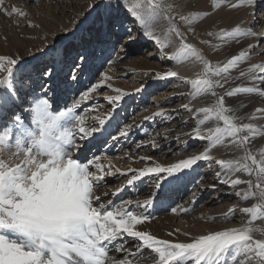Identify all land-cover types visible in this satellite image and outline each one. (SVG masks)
Here are the masks:
<instances>
[{
	"label": "snow or ice",
	"instance_id": "obj_1",
	"mask_svg": "<svg viewBox=\"0 0 264 264\" xmlns=\"http://www.w3.org/2000/svg\"><path fill=\"white\" fill-rule=\"evenodd\" d=\"M245 2L248 7L254 4V0ZM4 5L5 0H0V12L8 18H15L16 27H39L21 8ZM101 6L116 13L125 9L139 23L143 35L152 39L159 48L172 46L173 36L178 38L185 57H192L204 65L203 72L190 81L194 89L193 97L209 92L217 96L215 89L223 88L230 79L226 74L248 59L249 54L241 51L222 67H213L195 47L183 43L186 37L177 26V22L196 23L201 19L199 14H193L190 18L169 0H115V5L111 0L106 4L100 0L91 8L95 11ZM240 6L232 5L233 8ZM213 7L220 5L213 3ZM109 17L115 29L119 16L109 13ZM160 25H166L167 43L155 34V28ZM132 31L126 28V39L121 37L116 41L117 44L123 41L125 52L135 42ZM208 34L212 35L211 32ZM256 36L264 41V32L258 34L236 26L230 31L221 30L219 39L238 41L242 37ZM249 47L254 49L256 45ZM72 66L75 67V61ZM47 68L48 65H44L38 74L51 79L55 69L49 72ZM25 71L19 55L0 54V119L7 114L4 110L12 113L11 126L0 129V264H147L149 259L153 264H264V238L253 235L254 232H264V229L232 227L196 236L189 242H173L137 227L152 219L147 209L153 205L154 199L164 194L166 186L179 182L199 162L213 161L219 167L215 177L220 183L234 190L246 185L245 189L234 192L236 197L243 201L250 198L259 201L252 207L239 208V212L250 214L253 221L264 220V152L258 156L249 147L261 133L252 123L237 122L255 120L257 114L264 119V108H257L250 116L238 117L235 115L236 109L227 107L225 97L220 95L213 107L196 109L197 114H203V119L198 120L194 128L195 138L207 142V150L168 166L157 163L139 170L129 169L132 175L127 178V186H133L135 182L150 176L155 182V191L150 193L152 198L143 202L136 201L134 204L132 200H123L116 205L96 195L105 186L106 176L114 174L111 167L105 171L98 162V156L83 163L78 155H73V151L78 153L82 150L77 136L80 140L93 139L106 122L99 119L101 127L86 128L85 117L77 111L82 102L90 100L92 93L105 87L119 93L108 97L112 103H118L124 93L107 83L112 77L105 74L64 111L53 112L48 99L33 95L29 113L31 123L36 128H31L24 123V117L15 114L16 107L22 103L16 81L31 78L23 75ZM156 75L160 79L175 78L177 72ZM240 76H247L253 86L235 87L226 92L227 97L242 93L264 96V90L257 86L264 84V64L253 65L248 73L240 72ZM76 79L77 76L73 75L72 80ZM184 108L192 111L187 104ZM209 120H215L218 126L202 131L200 125ZM219 122H222V127ZM130 128L128 126L123 131L118 128L119 137L127 138ZM112 138L117 139L116 136ZM225 140L242 151L243 155L234 159H215L210 155L212 149L222 145ZM150 146L155 148L158 145L153 141ZM13 148L14 152L11 151ZM6 151L11 152L7 158L4 157ZM140 160L150 162L152 157L144 156ZM90 166H94L95 171ZM115 174L126 176L118 167ZM239 174H246L248 178L241 179ZM212 187L215 188V184ZM117 191H123V188ZM171 211L176 213L177 208L173 207ZM180 211L187 213L190 210L180 208ZM232 215L233 210H229L221 222L229 220Z\"/></svg>",
	"mask_w": 264,
	"mask_h": 264
},
{
	"label": "rangeland",
	"instance_id": "obj_2",
	"mask_svg": "<svg viewBox=\"0 0 264 264\" xmlns=\"http://www.w3.org/2000/svg\"><path fill=\"white\" fill-rule=\"evenodd\" d=\"M11 2L10 0H5L4 6H15L16 3ZM98 2L100 0H71L69 3H73L71 8L74 7L75 11V15H71L69 8H64L63 0H29L28 5L22 4L23 2L21 3L20 0L15 7L19 6L21 10L29 14L33 22L39 24V27L35 29L24 26L18 28L16 27L15 18H8L0 12V54L13 53L11 50L18 47L15 55L20 56L21 63L26 69L23 75L31 77L30 79L26 78L22 81L18 79L16 81L15 86L19 90L22 103H19L16 107L15 114L20 111L19 107L21 105L31 107L30 101L29 104L24 103L25 101L28 102L27 96L38 95V97L47 99V95L39 94L43 93L48 87V84L46 85L47 78L38 74V70L43 68L44 65H48L47 71H49L54 68L53 66L57 65L58 60H61L63 72L58 81L67 83L69 79H72L74 72L87 62L89 69L94 72L93 78L88 81V84L77 87L74 82L70 81L69 83H72V85L70 90L65 93L64 102L58 106L52 105L53 112L64 111L67 107H71L81 97L83 92L88 90L91 84L97 83L96 80L99 82L105 74L112 77L107 83H111L113 88L121 89V92L124 93L123 96L127 100L124 104L122 99L120 100L121 102L116 103L119 109L118 115L116 114L115 117L118 121L116 122V119L110 120L112 127L106 130V136L103 135L98 141L94 137L93 139L95 140L90 139V142H88L89 139L80 140V137L77 136V141L82 145V149H85L90 144L87 148L88 151L83 153V155L80 151L78 153L76 150L73 151V155H78L81 162L87 163L88 160H95L98 156L100 158L98 162L103 165L106 169L105 171L108 170V166L115 167V162L129 165L131 156L135 157L145 149L150 151L153 148L150 146L153 141L158 146L154 148V151L149 152L152 161H141L140 157L137 156L135 159L139 161V164L147 162L151 165L159 163L168 166L207 150V142L195 138L194 133L197 121L203 119V114H197L196 112L197 108L192 102L194 93V89L190 84L192 80L188 79L187 75L195 73L197 69L176 70L169 57H164L163 59L160 56L159 50L162 48H159L152 39L144 36V42L140 43L139 36L136 35L137 21L125 9H121L119 13H116L112 9H105L101 6L93 11L91 6ZM103 2L106 4L109 0H103ZM111 2L115 5V0H111ZM169 2L176 5L182 14L188 15L190 18L193 14H199L201 19L196 23L189 25L177 22V26L186 37L183 43L196 47L203 55V58L213 67H222L227 63L228 59L234 54L238 55L241 51L249 54L247 60L241 61L226 74L230 77L228 83L223 88L215 89L217 96L223 95L225 97V105L236 109L235 115L238 117L250 116L255 113L257 108H264V96L260 95L257 103L248 105L245 111L235 107L236 100L243 101L245 98L256 96L258 93H242L233 97L226 96V92L237 81L244 80L246 86L243 87L253 86V82L247 76L241 77L240 72L248 73V70L253 65L264 64V41H261L258 36L242 37L238 41H222L219 39L220 31L232 30L228 27L230 26L231 28L232 24L235 23H239V27L243 29H251L256 33L263 29L264 0H254V4L251 7L247 6L245 0H169ZM213 3L219 4L220 7L214 8ZM237 4L241 6L232 7V5ZM92 13H95L94 16L83 27L84 22H86L84 20L85 16ZM109 13L112 16H119V24H117L115 29L112 28L113 21L110 20ZM206 13L207 16H205ZM21 24L23 25V21H21ZM159 27L163 29L162 41H164L166 25H160ZM126 28L133 30L132 35L135 38V42L129 45L125 52L122 47L123 41L120 44H117L116 41L121 37L126 39ZM209 32L212 35H209ZM41 33H43L45 38H48L49 42L47 40L43 41L44 44L35 42ZM60 37L65 41V46L60 56L57 57L55 52L49 50V46ZM90 37L91 43L87 46L84 43H89ZM75 42H78V44ZM136 43L138 49L134 48ZM22 44L25 45L24 49H21ZM172 44L176 45L174 49L182 51V42L178 38L173 36ZM249 45H256V47L253 49ZM76 48L78 52H76ZM41 50L47 53L43 56H38L45 53L41 52ZM83 53L89 54L86 62L81 64ZM161 59L163 61H160ZM31 61H36L34 62L36 64L34 68H29ZM73 61H75V67L72 66ZM203 68L204 65L201 66V69H198L197 77L203 72ZM168 71H176L177 77L160 79L156 75L157 73L163 74ZM81 75L79 79L81 77L85 78V74L82 73ZM197 77L191 79L194 80ZM36 79L39 81L38 84L34 82L35 84L31 85ZM257 86L264 90V84H258ZM32 87L34 90H32ZM45 92L47 93L48 91ZM98 92L92 93V98L82 102L81 107L77 109L79 114L85 117L84 126L86 128L101 127L99 119L108 118L114 109L112 102H108V97H114L119 94L107 87ZM217 96H214V105ZM185 104L192 111L186 110L184 108ZM4 112L7 114L0 119V129H3L6 125L11 126V118H8V115L12 113L7 110H4ZM157 113H162V115H156ZM143 114L148 115L145 121L147 127L144 136L137 133L134 137L128 134L127 138H120L117 129L119 128L120 131L125 130L124 125L128 124V120H132V122L134 120V123L137 124V116ZM28 116L30 117L29 112ZM29 117L28 120L30 119ZM118 118L121 119L119 120ZM256 118H260L259 114L256 115ZM250 121L244 119L237 122L251 123ZM24 123L26 124L27 121H24ZM260 123L264 124V119ZM26 125L36 128V125L29 123V121ZM216 126L218 124L215 120L212 123L209 120L205 121V124L200 125V128L202 131H206L208 128H215ZM219 126H223L222 122H219ZM103 127L101 130L104 129ZM133 129L135 128L133 127L131 130L134 131ZM258 130L262 131V129ZM113 136H116L117 139H113ZM249 147L254 154L259 156V153L264 150V134L254 138ZM233 150H237V148L225 140L222 145L213 148L210 155L215 159H234L243 155V152L239 150L238 154L231 156V153H233L231 151ZM11 151L14 152L15 149L13 148ZM10 155L11 152H4L5 158ZM106 162L108 163L106 164ZM209 163H211V167ZM218 170L219 167L214 164V161L199 162L194 167V170L186 173L179 182L166 186V191L162 196L154 199L152 207L157 213L156 217L162 216L165 218L166 215L172 221L167 222L169 225H166L167 223L157 224L151 233L160 239H168L173 242H189L191 238L196 236L225 228L253 227L264 229V220L253 221L250 214H244L238 210L243 207H252L259 201L253 198L243 201L242 198L236 197L234 192L245 189L246 185H240L234 190L228 185L220 183L215 177V171ZM239 178L247 179L248 177L246 174H239ZM109 179L106 180L104 187L111 191L127 181V176L120 178V176L114 177L112 175ZM141 182V185L137 186L136 184L134 186L136 191L133 192V195L134 200L143 202L152 198L150 193L155 191V182L150 176L142 178ZM213 184H215V188L212 187ZM98 191H101V189ZM193 193H196L195 197ZM124 198L122 197L118 200L123 201ZM101 199L108 201L113 198L110 196L104 198L102 196ZM173 207L177 208L176 213L171 211ZM180 208H187L190 211L183 213ZM229 210H233L232 217L225 222H221ZM171 223L172 225H170ZM170 232L173 235H168ZM183 233L188 235L185 236ZM253 235L256 238H264V232H254ZM147 264H153L152 260L149 259Z\"/></svg>",
	"mask_w": 264,
	"mask_h": 264
},
{
	"label": "bare ground",
	"instance_id": "obj_3",
	"mask_svg": "<svg viewBox=\"0 0 264 264\" xmlns=\"http://www.w3.org/2000/svg\"><path fill=\"white\" fill-rule=\"evenodd\" d=\"M14 2V3H16V4H18V2L20 1V0H10V2ZM28 1L29 0H21V3L22 4H27L28 3ZM64 1V4H63V6H64V8H69V13L71 14V15H75V11H74V7L73 8H71V5L74 3H72V4H70L69 2H71V0H63ZM7 2H9V1H7ZM11 2V3H12ZM131 2V1H130ZM20 3V4H21ZM16 4H15V6H16ZM28 5V4H27ZM25 6V5H24ZM24 6H21V7H24ZM17 7H19V6H17ZM27 7V6H26ZM22 9H26V8H22ZM28 9V8H27ZM94 14L95 13H92V14H88L87 16H85V18H84V20L86 21V22H84V24H83V27L84 26H86L87 25V23H88V21L91 19V17L92 16H94ZM95 19H97V18H95ZM94 19V20H95ZM224 24V23H223ZM236 26H239V23H235V24H232V26H231V28H230V26L228 27L229 29H233L234 27H236ZM225 28V27H224ZM227 28V30H229ZM162 28L161 27H156L155 28V34L156 35H158L160 38H161V40L163 39V36H162ZM261 32H264V28L263 29H260L259 31H258V34L259 33H261ZM136 35L137 36H139V40H140V43H142V42H144L143 41V39H144V35H143V32H142V30H141V27H140V25H139V23L138 22H136ZM88 36V35H87ZM48 38H45L44 37V35H43V33H41V34H39L38 35V39H36V43L37 42H39V43H43L44 44V40H47ZM47 42H49V40H47ZM164 42L166 43L167 41H165L164 40ZM76 43V42H75ZM74 43V44H75ZM80 43V42H79ZM90 43H91V37H90V39H89V43H84V44H86L87 46L88 45H90ZM73 44V45H74ZM76 44H78V42L76 43ZM24 44H22L21 45V49H24ZM64 46H65V41L64 40H62V38L60 37V38H58L53 44H50V46H49V50L51 51V52H55L56 53V56L57 57H59L60 56V54H61V52H62V50L64 49ZM138 45H137V43L135 44V46H134V48H136V49H138V47H137ZM174 46H176V45H174V44H172V46H169V47H164V48H162V49H160L159 50V54H160V56H162L163 57V59H164V57H169L170 58V60H172V63H173V66L175 67V69L176 70H180V69H191V70H194V69H197L196 71H195V73H190V74H188L187 76L189 77L188 79H190V80H193V79H191V78H195V77H197L196 75L198 74V69L200 68L201 69V66L203 65V63L201 62V61H198V60H196V59H194V58H192V57H185V54H184V52L183 51H177L176 49H174ZM18 48V47H17ZM17 48H13L12 50H11V52H13V54H15V52H16V50H17ZM44 48V47H43ZM42 48V49H43ZM196 48V47H195ZM89 49V48H88ZM87 49V50H88ZM197 49V48H196ZM166 52V54H164L165 52ZM41 52H45V53H43V54H39L38 56H43V55H45L47 52L46 51H44V50H41ZM76 52H78V50H77V48H76ZM82 53V52H81ZM89 53H83V56H82V60H81V64L82 63H84V62H86V60H87V55H88ZM200 54H201V52H200ZM202 55V54H201ZM161 57V58H162ZM202 57H203V55H202ZM86 58V59H85ZM31 60V59H30ZM160 61H163L162 59L160 60ZM34 62H36V61H31V65L29 66V68H31V67H35L36 66V64H34ZM56 64V63H55ZM54 67V69H55V75L53 76V78H48L47 76H45L46 78H47V83H46V85L48 86L46 89H45V91H48L47 92V99L49 100V102L53 105V106H58L60 103H62V102H64V98H65V93H66V91H68V90H70V88H71V85H72V83L74 82L75 83V86L77 87V86H82V85H86V83L88 84V81L90 80V79H92L93 78V74H94V72H92L91 71V69H89V65H88V63L86 62L85 64H84V66L83 67H81V68H79L78 70H76V72H74V75L75 76H77V79L76 80H72V79H69L68 80V82L67 83H64V82H60V81H58L59 80V78H60V76H61V74H62V72H63V69L61 68V60H58L57 61V65L56 66H53ZM96 67H98V66H96ZM61 68V69H60ZM53 71V68H51V70H49V72H52ZM85 74V78L84 77H81V79H79L80 78V76H82L81 74ZM186 76V77H187ZM185 77V78H186ZM33 80V79H32ZM72 82V83H69V82ZM37 83L38 84V80L36 79V80H34L33 82H32V84L31 85H33V83ZM96 82H98L97 80H96ZM34 83V84H35ZM109 83V82H108ZM243 86H246V84L244 83V80H240V81H237V83H234V85H233V87L231 86V89H233V88H235V87H243ZM230 89V90H231ZM32 90H34V88L32 87ZM43 92V93H39V94H44V93H46V92ZM99 94H100V92H98ZM37 94H38V92H37ZM59 94V96H57ZM109 95V94H108ZM111 95V94H110ZM38 96V95H37ZM43 96V95H42ZM77 96V95H76ZM103 96H104V94H103ZM250 96V95H249ZM28 98H27V100H28V102H24L25 104H29L31 101H32V97L31 96H27ZM128 97V96H127ZM259 94H257L256 96H250V97H248L245 101L243 100H236L235 102V104H236V108L238 107L240 110H243V111H245V108L248 106V105H253V104H255V103H257V101L259 100ZM80 99V98H79ZM78 99V100H79ZM213 99H214V96L209 92V93H205V94H201V95H199V96H195V97H193L192 98V102H193V104L196 106V108L197 109H199V108H201V107H213ZM127 100V98H125V96H122V102H123V104L125 103V101ZM30 101V102H29ZM108 102H110V101H108ZM121 102V101H120ZM113 105H114V109L112 110V114H111V116H108V118H106L105 119V125H104V129L103 130H101L99 133H96L95 134V139L97 138V141H98V139H101L102 137H103V135H105L106 136V130H108L110 127H112L111 126V123L112 122H110V120L111 119H116V122L118 121L117 120V118L115 117V115L117 114L118 115V105L116 104V103H112ZM145 108V107H144ZM143 108V109H144ZM19 109H20V111L19 112H17L16 114H19V115H21L22 117H24V121H27V123L26 124H28V121H29V123H31L30 122V119L28 120V112H29V107L27 106V105H21L20 107H19ZM238 112V111H237ZM152 114V113H151ZM151 114H149V115H151ZM140 115V114H139ZM12 117V114L11 115H8V118H11ZM138 118H136V120L138 119V123L137 124H135L134 123V120H133V122H132V120H128V124L127 125H124V128L126 129V128H128V126H131V128H130V130H129V132H128V134H130V136L132 135V137H134L137 133L139 134V135H141V136H144V133H145V131H146V124H145V121L147 120V119H145V117H148V115L147 114H143V115H141V116H137ZM258 117V116H257ZM30 118V117H29ZM119 120L121 119V118H118ZM247 120V119H246ZM3 121V120H2ZM212 121H214V120H210V123H212ZM248 121H250L249 119H248ZM260 121H262V119L261 118H256L255 120H251L250 122L257 128V129H262V131H260V133H262L261 135H263L264 134V124L262 123H260ZM135 128V129H133L134 131H132L131 129L132 128ZM95 139H93V140H95ZM104 139V138H103ZM91 140H88V142H90ZM144 141V140H143ZM145 141H146V139H145ZM94 142V141H93ZM97 144V143H96ZM90 145V144H89ZM89 145H87L86 147H85V149H82L80 152H81V154L83 155V153H85V152H87L88 150H87V148L89 147ZM100 146V145H99ZM92 148V147H91ZM228 149H229V147H228ZM152 151H154V148H152V149H150V151H147V149H145V150H143V152L141 153V154H138V155H136L135 157H133V156H131V158H130V160H131V163H129V165H126L125 163H123V165L122 164H117V162H115V167L114 166H108V169H109V167H111V169H112V171H113V175H114V177H116V176H120L119 174H115V168H120L121 169V171L122 172H124V173H126V176H127V178H131V175H132V173L131 172H129L128 170L129 169H135V170H139V169H142V168H144V167H149V166H154V164L153 165H151L150 163H147V162H145V163H142V164H139L138 162V160L136 161V157L138 156V157H144V156H149L150 154H149V152H152ZM229 152V151H228ZM231 152H233V153H231V156H234L235 154H238L239 153V149H237V150H233V151H231ZM263 152H264V150H263ZM230 153V152H229ZM229 153H227V154H229ZM224 156H226L225 154H223ZM227 158H229V157H227ZM161 161V160H160ZM159 161V162H160ZM163 161V160H162ZM108 162H106V164H107ZM161 163V162H160ZM163 165V164H162ZM90 169L91 170H93V171H95V168H94V166H90ZM104 170H106L105 168H104ZM112 177V175H110V176H106V180H110L109 178H111ZM120 178H123V177H121L120 176ZM142 180V179H141ZM141 180L140 181H137V182H135V184L133 185V186H127V181H125V182H123V184H120L117 188H114V189H110L111 191H109L108 189H106V187H103L102 189H101V191H97L96 192V195H98V196H100V197H104V198H107V197H111V198H113V199H111V201L114 203V204H116V205H119V204H121V202L122 201H120V200H118V199H121L122 197H125L123 200H132L133 202H134V204H135V202L136 201H139V200H134V193L133 192H135L136 190H134V186L137 184V186H139V185H141ZM132 187V188H131ZM121 188H123V191H117L118 189H121ZM105 193H108L109 195H105ZM112 193H116V195H112ZM163 209V208H162ZM140 211H143V209H139ZM147 211L149 212V213H151V216H152V219H150L149 221H147L146 223H145V225H143V226H137L138 228H143L144 230H147V231H149L150 233L152 232V230H153V228L157 225V224H159V223H167V222H171L172 221V219L171 218H169V217H167L166 215H165V218H163L162 216H160V217H156L155 215L157 214L156 213V211H155V209L151 206L150 208H148L147 209ZM156 218V219H155ZM168 220V221H167ZM162 225H164V224H162ZM166 225H169L168 223L166 224ZM170 225H172V223L170 224Z\"/></svg>",
	"mask_w": 264,
	"mask_h": 264
}]
</instances>
